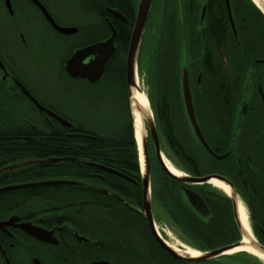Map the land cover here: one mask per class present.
Segmentation results:
<instances>
[{
	"label": "flooded vegetation",
	"instance_id": "1",
	"mask_svg": "<svg viewBox=\"0 0 264 264\" xmlns=\"http://www.w3.org/2000/svg\"><path fill=\"white\" fill-rule=\"evenodd\" d=\"M162 1L151 2L141 38L140 55L150 45L149 38L154 29L152 24L156 22L157 7ZM137 4L138 0H0V63L6 72L3 73L0 67V118L6 116L8 105L24 102L40 117L50 135L55 130L54 125L62 127L55 118L41 113L29 94L47 110L72 122L75 129L62 127L69 134L77 132L78 123L73 122L75 116L65 111L63 102L57 105L51 103L50 86L36 80L35 73L26 67L31 65L37 71L50 69L54 64L49 59L56 54L55 65L74 83L75 86L71 88L82 100L99 103L110 96H106V93L115 91L117 94L120 73H123L126 86V58ZM208 12L209 7L204 1L191 24L187 22L189 18L183 15L175 17L179 38L178 80L164 81L174 85L170 90L173 94L165 92L153 97L149 91L146 94L154 128L152 136L149 125L145 123L150 214L159 237L185 259L177 258L163 248L152 234L143 208V173L138 164L136 171L111 168L131 179L111 173L116 177L112 189L103 180L104 173L110 172L93 167L82 166L89 169V175L83 179L69 180L81 182L88 188L113 197L125 206L128 213L138 215L144 223L112 225L114 233L111 235L101 230L81 233L72 224L52 222L50 212L19 215L10 211L0 218V222L9 220L11 216L19 219L0 228V264H93L98 261L110 264H264L263 257L245 250L205 256L208 251L231 244L240 243L242 246L245 239L250 246L257 243L264 248V44L257 47L258 42L249 43L258 50L248 63V52L253 50L247 49L245 23H238L233 17V30L226 9L224 17L207 16ZM51 20L69 31H58ZM216 22L221 27L219 35L212 29ZM168 30L165 26V35ZM187 32H192L194 36L190 43ZM110 38L114 54L106 63L99 80L89 81L68 75L65 64L75 51L103 44ZM105 52L104 48L91 53L83 63L87 64ZM183 66H186L189 75L196 120L211 152L200 145L186 117L179 91ZM206 70L213 75L208 76V80L204 76ZM214 74L218 77L215 78ZM205 85L210 88L206 95L202 89ZM104 87L112 90L105 91ZM126 104L129 110L128 96ZM65 106L69 108L67 104ZM128 112L130 114V110ZM26 125L29 131L38 132L39 128L33 123L26 122ZM4 133L5 130L0 129V134ZM200 151L205 154L206 163H200ZM24 161L0 165V177L4 179L28 167L6 168ZM168 166L177 171L180 177L211 176V180L225 185L216 179L220 177L232 188L225 185L227 193L213 185L211 180L207 183L177 180L167 172ZM34 181L39 180L29 182ZM14 184L22 183H4L0 188ZM189 191L198 195L203 204L191 202L187 194ZM221 200L228 207L231 215L228 220H232L236 231L231 243L220 244L221 240L230 237L228 223L210 224L213 212L209 204ZM238 204L246 212L250 235L240 225ZM167 206L175 208L178 214L183 212L194 217L199 222L195 225L196 230L209 229L207 240L188 237L182 227L174 222ZM23 222L51 232L49 236L55 240L45 242L34 238L18 226ZM208 246L214 247L209 249ZM187 251L196 255H188L185 253Z\"/></svg>",
	"mask_w": 264,
	"mask_h": 264
},
{
	"label": "trees",
	"instance_id": "2",
	"mask_svg": "<svg viewBox=\"0 0 264 264\" xmlns=\"http://www.w3.org/2000/svg\"><path fill=\"white\" fill-rule=\"evenodd\" d=\"M111 1V0H110ZM209 7L207 16L224 17L225 9L223 0H163L157 7L156 22L152 24L153 31L150 34V45L145 51L149 54L147 63V76L150 85L149 95L159 96L162 94H173L170 90L174 85L166 82L178 80L179 38L175 17L184 16L191 24L198 15L202 2ZM233 17L238 23L244 22L247 31V62L257 54V48L250 42H258L257 47L264 44V17L254 6L251 0H230ZM243 18V19H241ZM219 21V20H218ZM221 22V21H219ZM212 25V29L219 35L220 23ZM187 23V24H188ZM165 26L169 29L165 35ZM216 33V34H217ZM187 41L194 39L193 33L187 32ZM251 35V36H250ZM210 70L204 72L206 80L211 77ZM213 76V75H212ZM215 78L218 77L214 74ZM120 73L118 82V95L126 106V121H120L118 127L111 131L98 132L97 129H89L78 123L77 132L69 134L58 125H54V131L50 135L48 128L37 116L32 118L25 110L26 103H18L7 106L6 116L0 118V129H4V135L0 134V165L10 162L31 159H45L50 157H75L84 160L101 163L116 170L136 171L138 165L137 149L133 137L131 118L126 104V86ZM204 95L208 94L210 88L202 87ZM103 90H112L104 87ZM180 91V87H179ZM110 92L106 93L109 96ZM201 95V94H199ZM29 108V107H28ZM23 114L25 116H23ZM24 118L26 120H24ZM26 122L37 126L38 132L28 130ZM199 161L206 163L205 154L199 152ZM89 175V169L73 162H61L55 165L31 164L19 171L0 177V185L4 183H25L32 180L45 179H83ZM104 183L112 189L116 177L111 173H104ZM120 182L126 183L125 181ZM85 185L66 186H36L6 191L0 193V218H4L10 211L19 215L41 214L50 212L54 223L63 222L74 225L81 233L103 231L111 235L114 230L112 225L117 224H142L144 221L136 214H130L125 206L96 189ZM212 209L213 218L210 224L228 223L229 235L227 239L221 240L220 244L231 243L236 236L228 207L224 200L215 204H209ZM174 222L182 227L183 232L191 238L196 237L207 240L209 229L200 228L196 230L199 222L191 215L176 213L175 208L167 206ZM228 215V216H227ZM228 221V222H227ZM96 226H103L96 228ZM111 239V237H108ZM214 246H208L212 248Z\"/></svg>",
	"mask_w": 264,
	"mask_h": 264
},
{
	"label": "water",
	"instance_id": "3",
	"mask_svg": "<svg viewBox=\"0 0 264 264\" xmlns=\"http://www.w3.org/2000/svg\"><path fill=\"white\" fill-rule=\"evenodd\" d=\"M38 5H40L37 1H35ZM152 0H138L137 4V13L135 22L133 25L131 38H130V44L127 52V58H126V87H127V96H128V103H129V110H130V118H131V125L133 130V137L135 141L134 136V129H133V115H132V107H131V94L132 89L137 87V62H138V55H139V48L141 43V38L143 34V30L148 18V14L150 11ZM251 2L254 4V6L260 11V13L264 17V0H251ZM224 5L226 9L227 17L230 21V24L234 28L233 23V15L231 11V5L230 0H224ZM40 7H42L40 5ZM44 10V9H43ZM45 12V10H44ZM204 12V11H203ZM46 16L49 18L48 14L45 12ZM52 22V20H51ZM53 23V22H52ZM54 24V23H53ZM55 28L60 32H68L69 29L59 27L55 25ZM235 32V31H234ZM113 38V37H112ZM112 38H110L107 42L87 47L83 49H79L75 51L66 61L65 64V70L71 77H80V78H87L89 81H97L100 79L106 63L110 60V58L114 54V47L112 44ZM105 48V54L99 55L95 60L84 64V60L91 54L96 53L101 50H104ZM0 67L3 71V73H6L4 70L3 65L0 63ZM25 91V90H24ZM180 91L182 96V101L184 105V110L186 113V117L190 123L192 132L200 145L207 151L211 152V149L209 148L208 144L206 143L204 137L202 136L201 130L199 128L198 122L196 120V115L194 111L193 106V100H192V93H191V87L189 84V75L186 66H183L181 69V77H180ZM26 92V91H25ZM31 101L36 105L38 110L43 114H48L49 116L55 118V120L65 129H75L76 126L52 113L51 111L44 108L42 105H40L36 100H34L29 94H27ZM148 99V98H147ZM149 104V103H148ZM150 107V106H149ZM136 110L139 113L140 121H142L143 127H144V134L142 135L141 141H140V147H138L136 141V149H137V158H138V164L142 170V183H143V208L145 210L146 217L148 219V223L150 225L151 231L157 242L165 249L170 251L174 256L180 259H185L183 255H179L176 252L172 251L168 245L159 237L158 233L154 229V223L151 218L150 214V203H149V186H148V160H147V152H146V130H145V123L149 125L150 131L152 136H154V128L151 124V111H146L145 109L141 110L140 108H136ZM140 156L142 158V167L140 164ZM60 162H73L76 164H79L84 167H93L97 169H101L110 173L117 174L127 180H131L129 177L120 174L119 172L104 167L102 165L90 162L88 160H84L82 158H75V157H50L45 159H36V160H29L19 163H14L9 166H7V169L12 168H19L30 164H37V165H55L59 164ZM166 169V168H165ZM167 172L173 176L175 179L180 181H186V182H193V183H207L209 182L213 177L211 176H201V177H191V178H183L178 175L172 174L168 169H166ZM216 179L222 181L225 185H229L231 188L232 186L225 182L222 178L216 177ZM51 185H66V186H76V185H84L81 182L75 181V180H69V179H48V180H39L34 182H28V183H22V184H14V185H7L0 188V191H7V190H14V189H23V188H29V187H36V186H51ZM188 198L191 202H198L199 204H203L201 198H199L198 195H196L193 192H187ZM235 206V205H234ZM234 215L237 220V214H236V206L234 207ZM19 218L17 216H11L9 220L0 222V228H3L8 223L17 221ZM20 228H22L24 231L32 235L34 238L40 240V241H54L55 239L50 238L49 235H51V232H47L45 229L33 225L30 222H23L18 225ZM240 246V243L237 244H231L222 248L214 249L211 251L206 252L205 256H216L223 253H230L236 248ZM256 252H258L263 258H264V248L259 246V244L255 243L251 246ZM9 264V263H8ZM38 264H40L38 262ZM93 264H110L107 261H98L94 262Z\"/></svg>",
	"mask_w": 264,
	"mask_h": 264
},
{
	"label": "rangeland",
	"instance_id": "4",
	"mask_svg": "<svg viewBox=\"0 0 264 264\" xmlns=\"http://www.w3.org/2000/svg\"><path fill=\"white\" fill-rule=\"evenodd\" d=\"M31 37L33 38L34 35L31 34ZM55 56L56 54H54V56L49 59V62L54 64V66H52L50 69L42 68L37 71L33 66L26 65V69L35 73L36 80L40 81L41 83L45 82L50 86L49 92L51 93V103L54 105H57L60 102L67 104L69 106L67 109L65 104L62 103V106L64 107L65 111H67V113L75 116L74 119L80 125L89 129H97L98 132L114 130L118 127L120 121H126V106L124 101H122V98L119 97L118 93L115 94V91H113L110 93L108 98H105L104 101H100L99 103H90L88 101L82 100L71 88L74 83L67 79V77H65L63 73L60 72V68L55 65L57 63ZM139 56L137 62V79L140 82L145 94H147L148 91L149 93L151 91L149 80L147 79V63L149 61V54L145 52L143 55L139 54ZM140 59H142V61L141 68L139 70ZM25 110L30 109L25 107ZM27 113L29 116H32V118L36 117V115L32 112L27 111Z\"/></svg>",
	"mask_w": 264,
	"mask_h": 264
},
{
	"label": "bare ground",
	"instance_id": "5",
	"mask_svg": "<svg viewBox=\"0 0 264 264\" xmlns=\"http://www.w3.org/2000/svg\"><path fill=\"white\" fill-rule=\"evenodd\" d=\"M136 82H137V87L132 89L131 107H132V115H133V129H134L135 141H136L138 147H140V141H141L142 135L144 134V127H143L142 121H140V117H139L140 115H139L138 111L136 110V108H140L141 110L145 109L146 111L149 112L150 107L148 104L147 96H146L140 82L138 81V79L136 80ZM140 164L142 167L141 156H140ZM168 169L170 170V172L172 174L178 175V172L175 171L172 167L168 166ZM210 182L213 185H215L216 187H219L220 189H222L223 191L228 193V188L225 185L219 183L216 180H211ZM238 219H239V222H240L242 229L246 232L247 235H250L249 231H248V222H247L246 212L240 204H238ZM245 240L247 241V239H245ZM245 240H244V243L242 246H239L238 248H236L232 252L245 250V251L253 253L259 257H262L250 245H248ZM185 253H187L188 255H191V256L196 255V253H194L192 251H187Z\"/></svg>",
	"mask_w": 264,
	"mask_h": 264
}]
</instances>
